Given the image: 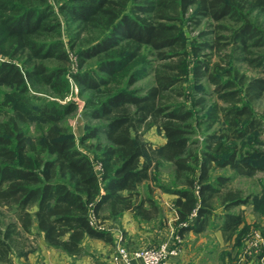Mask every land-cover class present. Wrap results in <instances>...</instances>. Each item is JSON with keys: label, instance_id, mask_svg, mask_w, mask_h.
Instances as JSON below:
<instances>
[{"label": "trees", "instance_id": "obj_1", "mask_svg": "<svg viewBox=\"0 0 264 264\" xmlns=\"http://www.w3.org/2000/svg\"><path fill=\"white\" fill-rule=\"evenodd\" d=\"M59 13L75 26L69 48L76 72H69L71 56L61 40ZM258 15L264 16V0H0V85L14 89L0 111V208L12 216L0 226V264H11L13 246L32 229L50 247L75 256L86 237L112 242L101 227L104 220L125 211L149 219L145 204L155 212L158 207L137 186L149 179L151 156L171 163L175 179L182 181V187H162L176 196V234L201 233L218 217L225 240L235 238L244 217L229 209L247 204L249 197L239 190L222 193L230 177L211 179L210 172L213 165L241 166L237 147L223 146L211 134L197 151L191 134L196 125L208 130L219 116L230 132L223 135L227 140H240L262 124L249 103L264 96V78L239 75L231 67L237 59L264 73ZM192 21L212 28L214 37L193 40L188 49L182 28ZM221 46L232 48L225 52L230 67L220 69L223 73L218 61L202 53H221ZM149 54L156 65L147 61ZM192 56L194 83L205 79L212 85L197 91L209 98L206 105L215 99L193 122L192 109L177 100L185 97ZM89 60H95L93 65L87 66ZM149 73L151 87H132ZM69 76L96 96L86 100L85 114L100 123L78 139L83 144L97 137L91 144L94 158L78 147L64 122L77 109L76 102L66 100ZM34 85L46 87L54 99L35 96ZM35 121L46 127L32 138L28 128ZM153 126L165 139L157 147L143 138ZM93 162L100 165L99 174Z\"/></svg>", "mask_w": 264, "mask_h": 264}, {"label": "rangeland", "instance_id": "obj_2", "mask_svg": "<svg viewBox=\"0 0 264 264\" xmlns=\"http://www.w3.org/2000/svg\"><path fill=\"white\" fill-rule=\"evenodd\" d=\"M63 13H59V17L62 21V33H61V40L65 43L66 48L70 52L69 48V31L71 34L74 31V24L68 23L63 17ZM258 23L264 28V16L258 15L257 19ZM183 33L186 39V45L188 49L191 47V42L193 40L199 41H206L208 39H212L214 37L213 34H210L212 28L205 26V24H201L200 26H195L194 22H187L183 26ZM202 31H205L206 34L200 35ZM208 33V34H207ZM225 33V32H222ZM224 48V46H221ZM229 49H232L231 46L225 47L221 53L217 51H213L211 49H204L202 53H207L211 58L212 63L218 61L219 63V70L224 69L225 67H230L229 64H226V57L225 52L228 53ZM236 55V54H235ZM234 55V56H235ZM71 56V65L69 72H76V59L74 57V52H70ZM150 65H156V62L150 56H146ZM196 59V56H192L189 59L188 64V77L187 80L183 83L185 89V97L184 98H177V100L181 103L187 104V107L192 109L193 111V119L196 120L197 118L204 117L207 113V108L209 107L210 103L214 102V98L208 100L206 105L207 96L202 95L197 91V87H206L211 89L212 85L209 84L205 79L201 80L199 83H194L193 80V63ZM95 60L87 61V66L93 65ZM55 63V62H54ZM138 67V66H136ZM135 67V68H136ZM232 69L238 71V74H243L246 77H263L264 73L261 72V69H256L250 66H247L244 63L239 62L237 59L232 61ZM222 71V70H220ZM224 70L220 73H223ZM69 82L71 85V92L67 96L66 100L74 101L77 104L76 111L65 118V125L69 128L70 132L72 133L74 139L76 140L78 147L83 149L87 152L91 158H94L93 149L91 144L94 145L98 140L96 138L88 139L83 144H80L78 139L84 130L88 126L97 125L100 123L99 120H94L85 114V104L86 100L91 97H96L92 95V91H84L78 85V83L69 76ZM154 84L153 74L149 73L144 78L138 80L134 86L137 87L139 90H146L147 88L151 87ZM35 90L34 94L37 97L45 98V99H54L51 97L49 92L47 91L46 87L40 85H34ZM13 87L10 86H1L0 85V111L4 110V106L2 105L3 99L5 95L10 94L13 91ZM172 95V97H174ZM199 99L206 100L203 105L197 104L193 106V101H198ZM40 101V100H36ZM63 102V101H62ZM221 103V102H220ZM250 108L255 114L256 117L261 119V125L258 126L257 129L253 130L252 132L246 134L244 138L240 140L236 139H229L227 140L223 135L230 132H227V126L224 119L219 116L220 118L216 121L211 128L205 130L206 125H196L194 127L195 132L191 134V139L195 142L192 147L197 151L206 147V143L208 142L207 137L211 134H216L215 139L216 141H223V146H236L238 151V158L237 161L241 166L236 168H231L228 166L225 167H216L213 165L211 169L210 175L211 179L215 178L218 175L221 176H229L230 181L226 184V186L222 189V193L227 191L228 189L232 191L239 190L241 192L242 197H249V202L247 204H242L238 206L231 207L229 211L238 212L242 214L244 217V222L239 226V235L235 236L233 240H231L230 244L228 245L227 252L224 254L227 256L229 261L236 259L234 262H237L238 256L242 259L244 256L245 251V244L249 237L252 236L253 233H258L264 240V96L261 99L253 100L249 103ZM205 107V108H204ZM197 121V120H196ZM198 123V122H197ZM46 125L39 124L38 122H32L29 125L28 132L29 135L33 138L35 137L41 130H43ZM221 135V138L218 137ZM98 137L104 138L103 134H100ZM144 140L149 142L151 146L157 147L158 145L164 143L165 139L163 137L162 132L158 130L156 126H153L145 131L144 133ZM90 146V148H89ZM89 148V149H88ZM150 151V150H149ZM148 151V152H149ZM152 154V153H151ZM142 159H146L143 157ZM151 168L149 171V179L142 184L137 186L138 191L142 195V197L147 198L149 197L152 199L157 205V211L155 212L153 209L150 208L149 203L145 204V207L149 210L148 214L150 216L149 219H144L142 216L135 215L132 211L133 218L137 222H143L150 226L154 227L153 236H149V240L145 239L144 241L135 240L132 241V248H146L156 246L155 241L158 238L163 239L166 234H168L171 230L175 232L176 229V212L174 206V200L176 196L164 192L162 187L174 188V187H182V181L175 179L174 169L171 163L162 161V160H155L153 156H151ZM96 166V163L93 162ZM250 164L253 168H248L243 165ZM214 211L216 214L221 212V204L220 199H217L214 203ZM12 219V216L9 212H6L4 209L0 208V226L4 225ZM114 220V219H109ZM116 220V219H115ZM220 224V219L218 217L213 218L212 225L210 229H215ZM208 232L206 236H202L206 238L207 241H212L211 236ZM164 235V236H163ZM163 236V237H162ZM239 236V237H238ZM238 237V238H237ZM164 241V240H163ZM129 243H131L129 241ZM213 247H208V249L213 248V253L218 255L220 253V246L219 244L213 243ZM224 247V246H223ZM205 250V249H203ZM207 250V249H206ZM196 251V250H195ZM208 252V251H206ZM264 253V248H258L256 250L255 255H262ZM217 257V256H216ZM260 263H263L260 261Z\"/></svg>", "mask_w": 264, "mask_h": 264}, {"label": "crops", "instance_id": "obj_3", "mask_svg": "<svg viewBox=\"0 0 264 264\" xmlns=\"http://www.w3.org/2000/svg\"><path fill=\"white\" fill-rule=\"evenodd\" d=\"M101 227L111 234L112 242L86 237L83 240L82 253L75 256L50 247L44 240L43 235L32 229L31 233L24 234L23 239H20L13 246L12 253L10 254V263L110 264L117 243L120 242L129 250L139 249L130 246V244L132 245V241H144L149 236H153L154 230L153 226L137 222L129 211L123 212L116 220H104ZM208 232H211L209 233L211 236L213 235V237H210L212 241H207L206 238L202 237L203 235L206 236ZM175 233L171 230L165 237H163L164 235L162 236L163 239L158 238L155 244L158 245L163 240H171ZM230 242V240H225L222 231L218 227H215V229H210L209 227L198 234L192 231L187 232L182 237V252L178 258L174 259L172 264H256L257 262L264 264V253L260 256L255 254L251 256L244 255L242 259L238 256L237 262H234L236 259L229 261L224 254L227 252L226 250ZM213 243L220 246V253L218 255L213 253V248L208 249V247H213ZM260 261L263 263H260ZM135 262L140 264L139 261Z\"/></svg>", "mask_w": 264, "mask_h": 264}, {"label": "built area", "instance_id": "obj_4", "mask_svg": "<svg viewBox=\"0 0 264 264\" xmlns=\"http://www.w3.org/2000/svg\"><path fill=\"white\" fill-rule=\"evenodd\" d=\"M96 172H101L100 165L96 164ZM94 222V219L92 220ZM182 237L174 234L171 240L161 241L158 245L142 249L129 250L120 242L116 244L110 264H172L182 252ZM264 248V240L258 233H253L245 244V256L256 254L258 248Z\"/></svg>", "mask_w": 264, "mask_h": 264}]
</instances>
